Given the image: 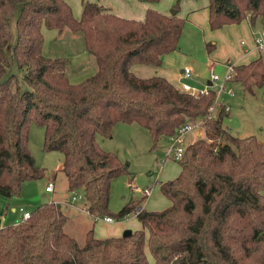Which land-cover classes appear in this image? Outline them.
I'll return each mask as SVG.
<instances>
[{"label":"trees","instance_id":"16d2710c","mask_svg":"<svg viewBox=\"0 0 264 264\" xmlns=\"http://www.w3.org/2000/svg\"><path fill=\"white\" fill-rule=\"evenodd\" d=\"M181 1L175 14L149 8L135 20L99 0H82L80 18L66 0H0V195L19 196L24 183L45 176L28 146L34 121L45 128L44 150L63 154L69 191L83 193L90 215L119 221L135 213L142 225L107 238L95 237L92 228L81 245L65 230L63 204L43 203L29 219L0 227V264H264V140L230 130V108L216 89L194 95L160 75L132 70L159 68L179 50L186 26L178 16ZM246 19L264 25V0L209 2L212 30ZM44 28L82 34L97 71L73 83L70 57L44 52ZM215 47L206 44L209 53ZM20 74L29 89L22 91ZM232 82L251 93L262 88L263 59L237 64ZM119 122L146 128L154 145L187 122L201 123L204 136L186 146L179 175L158 181L168 207L136 213L140 202L131 199L111 210V183L129 173V164L97 137H112Z\"/></svg>","mask_w":264,"mask_h":264},{"label":"rangeland","instance_id":"374dc122","mask_svg":"<svg viewBox=\"0 0 264 264\" xmlns=\"http://www.w3.org/2000/svg\"><path fill=\"white\" fill-rule=\"evenodd\" d=\"M70 1L67 2L71 3L75 16L80 18L81 14H78L77 9L81 7V0ZM67 34H71L68 36H73L76 39L72 40H78L76 44L82 43L85 47L82 34L63 33V35ZM205 35L204 30L187 24L179 44L180 51L189 57L194 76H200L198 79L202 81L203 87L194 84V77L188 82L198 89L205 88L209 81L213 82L211 64L220 61L212 55L214 50L210 53L208 52L205 45ZM66 37L54 38L53 35H47L48 48L59 49L74 45L73 51L77 50L75 43H67L69 40L63 42ZM215 41V39H211L208 43ZM50 49H48V53L55 55L50 52ZM64 51L60 53H71V50H68L69 52L67 50ZM14 68L15 64L12 65L11 69ZM225 72L226 68L217 67L216 69V73L221 76ZM19 79L22 91L29 89L23 75L20 74ZM232 85L233 87H229L233 91L232 94L226 91L220 92L217 83H214L213 86L218 91V100L233 108L230 117L226 120V125L237 136L256 135L260 140H264V86L262 89H255L256 94H254L255 92L251 93L245 90L238 82ZM29 133V149L35 158L36 164L45 169V176L42 179L24 183L21 194L16 196L17 201L26 210H35L39 205L48 203L53 199L59 200L60 203L71 202V205L63 204V210L68 214L65 230L75 237L81 245H84L86 234L92 224L95 223V219L87 212V201L83 193H80L81 197L78 193L68 194L70 192L68 179L61 170L63 154L59 151H45L43 148L45 128L32 121L29 125ZM202 136H204V130L201 127H197L193 132L185 136L184 143L187 146L190 142ZM97 140L103 149L117 154L123 163L129 164V173L117 176L111 183L110 208L114 213L120 211L131 199L135 202H140L139 206L143 204L146 209L153 211L162 210L171 204V201L161 192L159 182L173 179L179 175L180 164L171 158H168L167 162L164 163L170 144L166 137H163L154 145L146 128L138 123L119 122L113 128L112 137L107 138L98 135ZM50 183L55 185L54 193L45 191ZM147 187L152 189V195L148 199L137 191V188L145 189ZM74 195L77 196L75 200L73 198ZM146 199L147 202L145 204ZM122 220H124L126 227L131 229L141 228L135 213H131L128 217L119 221ZM100 228H102L100 225L96 226L99 231H101ZM148 255L151 258V255Z\"/></svg>","mask_w":264,"mask_h":264},{"label":"crops","instance_id":"0c3cea01","mask_svg":"<svg viewBox=\"0 0 264 264\" xmlns=\"http://www.w3.org/2000/svg\"><path fill=\"white\" fill-rule=\"evenodd\" d=\"M67 1L71 2L70 0ZM99 2L105 7L110 8V10L115 14L124 18L135 19V20H143L149 8L156 9L164 14H171L174 5L176 4V0H160V2L154 4L146 3L141 0H99ZM209 2L210 0H182L178 9V16L186 19V25L188 24L193 26L194 28H200L205 31L206 33L205 45L211 39L216 40L215 41L216 47L214 48V53H212V55L218 58L220 61H216V63H212L211 70H214L216 72L217 67H221L225 69L226 64H228L229 62H234L235 64H247L260 57L264 61V51H259L256 48V39H255L256 35L264 30V25L258 22L255 27H252L248 19H246L239 24H230L224 26L223 28L212 30L209 24ZM77 10H78V14H81L82 0H81V7L78 8ZM43 33L45 36L44 52L47 55L51 57H57V56L70 57L71 61L67 66V74L73 83H79L83 79H85L90 75H93L97 71L98 67L94 55L90 54L86 50V47H84L81 42H80L81 44H76L78 40L75 41L76 39L73 36H68L71 34L59 35L55 30H49L47 28H44ZM47 35L48 36L53 35L54 38L67 36L66 39L63 40V42L69 40L67 43L69 44L75 43L77 50L73 51L74 45L72 46L68 45L67 47H62L59 49L58 48L50 49L48 48L47 45ZM48 49H50V52L55 55L49 54ZM64 50H67V52L71 50L70 51L71 53H63V54L60 53V52H65ZM180 50L181 48L179 47V50L166 55L162 66H160L159 68H154L148 65H135L132 67V70L136 74L143 77L160 75L168 79L177 87L181 88V84L183 81L182 78L183 69L185 66H190V63H189V57L183 54ZM193 77L195 81L194 84H198L199 87H203L202 81L198 79L200 78V76L199 75L194 76V72H193L192 78ZM209 82L207 84H209ZM233 83L235 82H231L230 84L231 87H233L232 85ZM254 94H256V92ZM228 107L230 108V115H231V110L233 108L231 106ZM194 141L190 143H193ZM167 159L168 158L166 156L164 163L167 162ZM180 170L181 167L179 168L178 171L179 173ZM50 184H53L54 191L48 192L46 191V189L45 191L47 193H54L55 185L54 183H50ZM70 192L68 193L69 195ZM150 196H148L147 199ZM147 199L145 200V204L147 202ZM50 202L60 203L59 200L57 201V199H53ZM67 202L68 201H66V203L62 202L60 204L71 205V204H67ZM141 207L145 208V205L142 204ZM21 208L22 206L19 205V202L17 201L16 197L7 198L0 195V227L17 224L22 218V212L20 210ZM27 211L32 212L33 210H27ZM149 211H153V210L149 209ZM91 217L95 219V223L92 224V227H90V229L92 228L94 229V235L97 238L121 237L127 231H135L139 229V228L131 229L130 227H126V225H124V220L116 221L114 219V221L108 222L105 219L96 218L92 215ZM97 225H100L102 227L100 228L101 231L96 229Z\"/></svg>","mask_w":264,"mask_h":264},{"label":"built area","instance_id":"2783aa9c","mask_svg":"<svg viewBox=\"0 0 264 264\" xmlns=\"http://www.w3.org/2000/svg\"><path fill=\"white\" fill-rule=\"evenodd\" d=\"M255 39H256V48L259 51H264V30L262 32H260L259 34H257ZM236 65L237 64H235L234 62H229L228 64H226V72L223 76L217 74L213 70V72H212L213 86H214V83L215 84L217 83L219 88H220L219 89L220 92L226 91L229 94L233 93V91L229 87H231L230 84H231V82L234 78V75H235ZM192 76H193L192 67L191 66H185L183 69V72H182L183 81L181 84L182 90L184 92H189V93H192L194 95L208 94L209 88H214L213 86H209V85H207L203 89H198V88L192 86L190 83H188L189 82L188 80L192 79ZM217 100H218V91H217ZM214 107H212L210 109L211 112L214 111ZM197 127H201L200 122H187L186 124L181 126L175 132V134L169 136L168 140H169L170 144H169V148H168L167 158H171V159L176 160V161H180L183 158L184 153H185V149H186V145L184 143L185 142L184 138L188 133L193 132L195 130V128H197ZM46 191L53 192L54 191L53 184H49L46 187ZM137 191L140 192L144 197H148L152 193V189L150 187H147L145 189L137 188ZM75 199H77V198H74V200ZM142 209L143 208L141 206H139V208L136 210V213H139L140 211H142ZM20 210L22 212V218L18 223H20L24 220H27L31 217L30 211L25 210L23 207ZM104 219L108 222L114 221V219L111 217H106Z\"/></svg>","mask_w":264,"mask_h":264},{"label":"water","instance_id":"95a60500","mask_svg":"<svg viewBox=\"0 0 264 264\" xmlns=\"http://www.w3.org/2000/svg\"><path fill=\"white\" fill-rule=\"evenodd\" d=\"M172 13L173 14H175L176 13V10H172ZM209 86H213V82H209V84H208ZM74 193L71 191L70 192V195H73ZM131 231H127V232H125L124 233V235H126V234H128V233H130Z\"/></svg>","mask_w":264,"mask_h":264}]
</instances>
